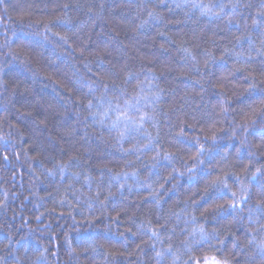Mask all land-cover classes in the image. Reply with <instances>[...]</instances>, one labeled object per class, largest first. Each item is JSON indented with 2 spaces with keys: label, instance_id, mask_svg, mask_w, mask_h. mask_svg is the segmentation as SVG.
Masks as SVG:
<instances>
[{
  "label": "trees",
  "instance_id": "trees-1",
  "mask_svg": "<svg viewBox=\"0 0 264 264\" xmlns=\"http://www.w3.org/2000/svg\"><path fill=\"white\" fill-rule=\"evenodd\" d=\"M262 5L0 0V264H204L205 255L261 264L264 229L248 209L264 176L238 213L216 210L231 195L205 186L229 173L235 191L237 175L249 183L264 173ZM129 99L139 108L129 113L145 119L120 140L123 118L112 127L118 112L104 113ZM200 145L202 165L189 159ZM149 221L159 238L136 227ZM200 225L216 238L196 232L186 248Z\"/></svg>",
  "mask_w": 264,
  "mask_h": 264
},
{
  "label": "snow or ice",
  "instance_id": "snow-or-ice-1",
  "mask_svg": "<svg viewBox=\"0 0 264 264\" xmlns=\"http://www.w3.org/2000/svg\"><path fill=\"white\" fill-rule=\"evenodd\" d=\"M239 6L238 3L233 4V8ZM65 7H67V5H65ZM262 8H264V5H262ZM154 13L153 12H149V16H153ZM260 15H264V11H262L260 13ZM256 21L253 20V24H255ZM45 28L47 31H51L50 28L47 27V25H45ZM54 35L59 36V38L61 40H64L65 43L67 42L66 37L63 35H60L59 33H54ZM262 36H264V34H262ZM45 39H47V37H45ZM241 39V37H237V41L239 42V40ZM23 44V42H21ZM26 47V45H24ZM184 51L186 53H189L188 49H184ZM256 51L258 53H260L261 55H264V38L261 39V47L257 48ZM14 58H18L19 57V53H14ZM239 55V54H238ZM193 59H195V57H193ZM128 76H131V73L127 74ZM259 83L264 84V80H260ZM106 89L108 88V85L105 84L104 86ZM257 87V82L255 80V78L253 77L252 82L249 83V88H256ZM262 91H264V89H262ZM114 99H116L117 101H119V97H114ZM262 104H264V101L261 102ZM88 106L91 107L92 106V101L89 100L88 101ZM129 109H135L137 112H139V108L136 107V103L133 102V100L129 99V100H125L123 103V106L117 104V107L115 109L109 108L108 110H106V112L104 113V115H107V111H116L118 112V115L116 116V119L113 120L112 122V127H116L120 122H121V118H123L124 121V130L121 131L119 133V139L123 140L125 133L127 131L130 130V128L133 127H140L143 124V121L145 119L144 115L139 116V118H137L136 116H133L129 113ZM91 115L95 116L96 113H91ZM151 118V117H148ZM190 126H194V125H190ZM111 130V129H110ZM245 131H247V122H245ZM182 134V133H181ZM233 135H235V133H233ZM211 139L213 141H215L216 137L215 135H213L211 137ZM152 141L151 139H149L148 144L143 145L142 147L145 149H148L151 145ZM242 146H243V141L241 142ZM262 143H264V138H262ZM134 150H138L136 148V146H133L132 149H125V151H134ZM213 151H215V147L213 146L212 148ZM208 149L205 148L204 145H200L199 148L197 149L196 153L192 156L189 157L190 160L193 161H198L199 157L204 154L205 152H207ZM237 152H239V149H237ZM159 153H157L156 156H153L152 159H156L158 158ZM250 155H254V153H250ZM227 156V153L225 152L224 156L221 157V159H225ZM164 158L165 159H171L172 158V154L165 152L164 153ZM74 159V157H70V160ZM249 163H251V161H249ZM204 164L203 160H199V165ZM198 166V165H196ZM69 167V164L66 162L64 164L59 165V169L61 171V173H63L65 171L66 168ZM248 166L245 165L243 171L247 172ZM173 171H177L176 169H173ZM187 174L189 176H192L194 173V169L193 168H188L186 169ZM260 173L262 176H264V173H262L261 168H257L255 172L251 173V175L249 176L248 180L249 183L244 182L243 180H240V177L237 175V180L239 181V187L237 190L233 191L232 188L230 187V185L227 182V177L229 175V173H225L223 176H217L214 180H211L208 182V184L205 186V191H208L209 188H215L217 190H227L230 195H231V199L227 200L225 202V204H215L214 207L216 210L218 211H222L225 209V206H227L228 208H231L234 212H239L242 211V205H247L253 195V192L251 190V186H250V181L254 178L257 177V174ZM49 174H51V170H49ZM184 173H181V175H183ZM74 176L79 175L78 172L73 173ZM125 175H127V173H125ZM133 175H135V173H133ZM232 175H236L235 173H233ZM169 176H171V173H169ZM149 189H151V184H147L146 185ZM161 187H163V185H161ZM260 199L258 200V202L256 203L255 208H249V219L253 220V222H257L260 225V228L264 229V222H260V221H264V183H259V186L256 190L255 193ZM150 195L151 196H156V192L155 191H150ZM103 203V201L101 202ZM156 203L159 204V199L157 198ZM89 208H91V205H89ZM182 211H187V204L185 209H183ZM207 211V210H206ZM253 212H258L260 214V219L259 220H254V218L252 217V213ZM175 214V213H173ZM178 215V214H177ZM115 219V217L113 218ZM193 221H195L196 217L193 216L192 217ZM148 225H150V221L145 224L144 222L137 224L136 227L142 228V227H148ZM148 230L152 232V236L154 237H158V233L156 231H153L150 227H148ZM253 231H255V229H252ZM127 231L131 232L132 229L129 228L127 229ZM199 232V240L200 241H208L209 239H213L216 238L217 235V230L213 229L211 232H208L205 230L204 226L200 225L197 228H194L192 230V232L189 234L190 236L193 237V241H188L185 240V247L186 248H191V243L195 242V233ZM133 235H135L136 233L133 232ZM251 242V241H250ZM235 246V245H234ZM69 247L71 248V244H69ZM259 251L261 252L262 255H264V240H262L258 245H257ZM170 250V249H169ZM163 253L162 252H157L156 255L157 257L161 256ZM173 255H175L173 253ZM193 261H195V264H199V259L192 257L190 258V260L188 262H186V264H193ZM173 264H175V262H173ZM204 264H231L230 260H228L227 258L225 259H217L215 256L209 258L207 255L204 256Z\"/></svg>",
  "mask_w": 264,
  "mask_h": 264
},
{
  "label": "clouds",
  "instance_id": "clouds-1",
  "mask_svg": "<svg viewBox=\"0 0 264 264\" xmlns=\"http://www.w3.org/2000/svg\"><path fill=\"white\" fill-rule=\"evenodd\" d=\"M201 7H207V5H200ZM223 10V6H221V11ZM241 180H242V178H241ZM260 199V198H259ZM259 199H257L256 200V203L258 202V200ZM261 264H264V261H261Z\"/></svg>",
  "mask_w": 264,
  "mask_h": 264
}]
</instances>
